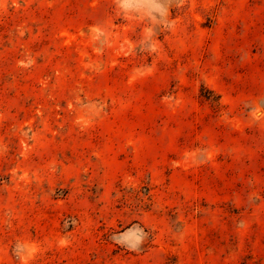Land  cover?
Listing matches in <instances>:
<instances>
[{
  "label": "rangeland",
  "instance_id": "obj_1",
  "mask_svg": "<svg viewBox=\"0 0 264 264\" xmlns=\"http://www.w3.org/2000/svg\"><path fill=\"white\" fill-rule=\"evenodd\" d=\"M0 264H264V0H0Z\"/></svg>",
  "mask_w": 264,
  "mask_h": 264
},
{
  "label": "clouds",
  "instance_id": "obj_2",
  "mask_svg": "<svg viewBox=\"0 0 264 264\" xmlns=\"http://www.w3.org/2000/svg\"><path fill=\"white\" fill-rule=\"evenodd\" d=\"M159 8L162 10V12H163L164 14H166V12H167V8H166L165 4L161 3V4L159 5Z\"/></svg>",
  "mask_w": 264,
  "mask_h": 264
}]
</instances>
